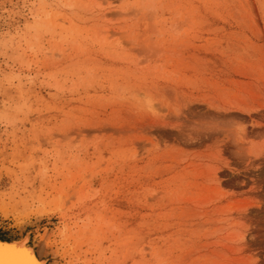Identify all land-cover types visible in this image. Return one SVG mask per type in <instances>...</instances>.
Segmentation results:
<instances>
[{
  "label": "rangeland",
  "instance_id": "rangeland-1",
  "mask_svg": "<svg viewBox=\"0 0 264 264\" xmlns=\"http://www.w3.org/2000/svg\"><path fill=\"white\" fill-rule=\"evenodd\" d=\"M0 235L264 264V0H0Z\"/></svg>",
  "mask_w": 264,
  "mask_h": 264
},
{
  "label": "water",
  "instance_id": "water-1",
  "mask_svg": "<svg viewBox=\"0 0 264 264\" xmlns=\"http://www.w3.org/2000/svg\"><path fill=\"white\" fill-rule=\"evenodd\" d=\"M12 240H0V264H34L32 256L22 248H15Z\"/></svg>",
  "mask_w": 264,
  "mask_h": 264
},
{
  "label": "bare ground",
  "instance_id": "bare-ground-1",
  "mask_svg": "<svg viewBox=\"0 0 264 264\" xmlns=\"http://www.w3.org/2000/svg\"><path fill=\"white\" fill-rule=\"evenodd\" d=\"M65 232H66V228L61 233H65ZM6 241H8V240H6ZM11 244L15 248H22L23 250L27 251L32 256V258L34 260V264H48L47 260L44 258L42 253L39 250H37L35 247H33L32 245L29 244V236L28 235L23 237V238L13 239L11 241Z\"/></svg>",
  "mask_w": 264,
  "mask_h": 264
},
{
  "label": "trees",
  "instance_id": "trees-1",
  "mask_svg": "<svg viewBox=\"0 0 264 264\" xmlns=\"http://www.w3.org/2000/svg\"><path fill=\"white\" fill-rule=\"evenodd\" d=\"M0 239H1V240H11V239H13V238H8V237H4V236H1V235H0Z\"/></svg>",
  "mask_w": 264,
  "mask_h": 264
}]
</instances>
